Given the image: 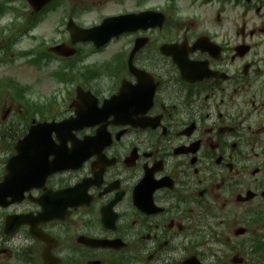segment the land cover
Wrapping results in <instances>:
<instances>
[{
  "label": "flooded vegetation",
  "instance_id": "af4514ba",
  "mask_svg": "<svg viewBox=\"0 0 264 264\" xmlns=\"http://www.w3.org/2000/svg\"><path fill=\"white\" fill-rule=\"evenodd\" d=\"M90 9L95 14L88 10L83 15L98 18L92 26L110 16L132 13L145 18L147 30L132 34V46L138 37L146 39L132 64L156 74L163 83L162 98H172L183 85L178 71L163 61L173 59L187 81L202 75L201 65L223 76L225 82L218 80V86L210 88L212 97H229L230 92L244 101L258 93L257 69L263 70L264 65V0H102ZM250 18L256 24L247 25ZM247 29H252L249 36L256 34L252 51L243 37ZM199 41L197 50H191ZM116 45V61L121 63L126 49L127 65L133 47L121 38ZM162 45L173 46L168 57L161 54ZM83 47L93 54L99 51L78 45V54ZM116 76L109 89L94 94L99 106L131 78L127 68ZM248 85L255 90L249 91ZM77 104L83 108L89 103ZM156 104L154 109L160 107ZM229 114L218 115L214 122H209V116L187 120L169 140L135 136L116 146L111 140L119 131H114L113 118L106 116L102 123L109 138L94 148L80 141L93 137L97 127L75 133L76 139H69L65 150L58 152L61 160L69 156L68 167L55 173L43 172L41 162L27 173L18 171L15 163L8 166L18 139L12 142L14 138L0 129V181L8 166L15 175L10 187L23 193L21 201L0 206V264H264V174H255L254 192L247 198V193L244 196L234 188L224 192L229 204L239 210L236 218L225 223L219 215L228 218L227 204L219 205L205 191H211L214 182L211 159L229 132L221 128ZM72 115L70 110L65 112V118ZM75 145L85 155L79 167L73 163ZM162 159L163 164L170 163L165 166L167 173L162 164L157 165ZM226 159L229 167V154ZM245 206L253 210L248 208L253 218L240 225L248 215ZM241 230L242 239L231 244Z\"/></svg>",
  "mask_w": 264,
  "mask_h": 264
},
{
  "label": "rangeland",
  "instance_id": "374dc122",
  "mask_svg": "<svg viewBox=\"0 0 264 264\" xmlns=\"http://www.w3.org/2000/svg\"><path fill=\"white\" fill-rule=\"evenodd\" d=\"M50 24L46 28L43 29V37L44 38H53L55 36V33L51 29H55L56 21H53L51 18H49ZM2 23V25H1ZM8 25L7 20L3 19L0 20V26H6ZM7 38V37H3ZM3 41L0 39V42ZM30 47H34V42L32 40H28L23 46L21 43L19 44V49H28ZM17 59H15L14 64L7 65V67L3 66L0 67V75L2 74H10L15 77V81L18 83H25L27 86L32 88V94L35 96L39 91H42L39 86L35 84V77L37 74L33 69H26L22 70L20 67L23 63V60H19L17 56H15ZM93 83H97L99 85H102V81H92ZM44 88L50 89L52 84L49 81H44ZM44 93H49L50 91H42ZM4 103V102H3ZM9 105V103H6Z\"/></svg>",
  "mask_w": 264,
  "mask_h": 264
},
{
  "label": "water",
  "instance_id": "95a60500",
  "mask_svg": "<svg viewBox=\"0 0 264 264\" xmlns=\"http://www.w3.org/2000/svg\"><path fill=\"white\" fill-rule=\"evenodd\" d=\"M34 5V0H29Z\"/></svg>",
  "mask_w": 264,
  "mask_h": 264
}]
</instances>
